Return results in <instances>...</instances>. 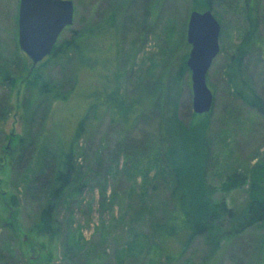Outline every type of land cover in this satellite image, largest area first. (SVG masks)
<instances>
[{"label":"rangeland","instance_id":"obj_1","mask_svg":"<svg viewBox=\"0 0 264 264\" xmlns=\"http://www.w3.org/2000/svg\"><path fill=\"white\" fill-rule=\"evenodd\" d=\"M71 1L72 23L56 44L61 53L30 70L32 62L17 41L19 0H0V62L9 73L6 80L0 79V264H67L61 239L35 230L37 210L30 197L23 196L24 189L14 187L13 166L21 137L37 139V160L54 158L67 149L85 116L75 157L90 182L72 212L67 206L56 211L61 228L71 229L73 241L82 238L85 246L96 244L111 264H264V223L220 237L217 247L195 238L171 261L157 246L159 226L172 207L166 169L161 167L158 174V166H165L160 150L171 142V131L177 133L184 166H201L198 149L209 148L213 198H224L236 212L246 203V187L221 189L225 172L264 160V116L227 91L223 74L226 56L221 47H231L238 27L244 25V0H217L213 5L221 30L219 53L206 74L214 97L211 116L192 111L186 66L188 16L192 7L203 11L204 0ZM257 5L258 35L242 75L264 101V0H255ZM115 7L119 11L114 12V42L93 37L92 31L107 26ZM79 36L84 41L83 60L64 47L65 41ZM115 71L122 100L133 104V121L126 124L112 120L106 110L95 115L89 108L92 100L105 99ZM41 80L56 83L61 99L38 95ZM142 138L151 142L148 153L126 157L118 150L123 142ZM175 242L164 241L172 256L177 253Z\"/></svg>","mask_w":264,"mask_h":264},{"label":"trees","instance_id":"obj_2","mask_svg":"<svg viewBox=\"0 0 264 264\" xmlns=\"http://www.w3.org/2000/svg\"><path fill=\"white\" fill-rule=\"evenodd\" d=\"M204 1L202 10H212L211 12L214 14L213 5L217 0ZM243 6L242 21L244 25L238 27V35L231 47L227 50L225 47H221V51H224L226 56L223 67L224 80L228 92H231L246 107L264 116L262 97L248 82L249 78L242 75L245 57L255 48L258 35V5L255 7V0H244ZM195 9L192 7L190 10ZM118 11V8L115 7L108 16L107 26L94 34L92 31L91 35L101 41L110 39L114 42L116 35L114 12ZM217 20L220 23L219 19ZM80 37L65 41L64 47H71L78 54L79 59L83 60L84 41ZM56 44L57 41L51 52L37 64L61 53ZM257 57L261 56L257 54ZM5 67L0 62V79L2 81L9 76ZM114 74L113 86L105 95V99L92 100L89 108L94 110L95 115L101 109L106 110L112 120L119 119L126 124L132 120L133 104H125L122 100L123 95L119 89L120 75L116 74V71ZM38 95L49 96L52 101L62 97H60L59 87L56 83L48 84L42 80L38 87ZM213 104L214 97L210 110L204 114L211 116ZM40 110L44 112L43 106ZM85 119L86 116L78 123L73 140L67 149H61L54 158L49 156V158L43 157L37 160V139L27 140L21 137L19 153L13 166V179L16 180L14 187H19L21 190L23 188V196H29L30 203L37 210L33 222L35 230L40 233L55 234L61 239L63 262H67V264H103L108 261L111 264L105 250L97 251V245L94 243L85 246L82 238L73 241L69 226L61 228L56 218V211L59 207L67 206L69 212H72V206L80 199L82 191L87 188V184L90 182L86 172L77 164L75 157L76 146ZM176 134L171 131V142L168 143V146L166 142L164 150H160V163L165 166H158V174L161 167L166 169L165 178L170 189L172 207L167 214V220L159 226L162 229L157 246L169 261L178 258L195 238H201L209 245L217 247L220 237L232 236L233 232L244 227L264 223V160L246 168L233 166L232 169L225 172L220 185L221 189L230 191L246 187V203L240 211L236 212L227 206L224 198H213L215 188L209 184L212 157L209 148L201 145V148L198 149L200 155L202 154L201 166L192 164L184 166L185 155L178 145ZM150 147L149 138H142L136 142L125 141L118 146V150L127 157L134 153H148ZM23 158L24 160H22ZM21 190L19 191L21 192ZM166 238H173L176 241V255L172 256L166 253L167 248L164 243Z\"/></svg>","mask_w":264,"mask_h":264},{"label":"water","instance_id":"obj_3","mask_svg":"<svg viewBox=\"0 0 264 264\" xmlns=\"http://www.w3.org/2000/svg\"><path fill=\"white\" fill-rule=\"evenodd\" d=\"M71 0H19L18 46L32 62L30 70L48 55L64 28L72 23ZM221 26L210 10H192L188 16L186 42L190 45L186 66L190 70L192 111L204 114L213 94L206 74L219 52Z\"/></svg>","mask_w":264,"mask_h":264},{"label":"flooded vegetation","instance_id":"obj_4","mask_svg":"<svg viewBox=\"0 0 264 264\" xmlns=\"http://www.w3.org/2000/svg\"><path fill=\"white\" fill-rule=\"evenodd\" d=\"M64 29H65V28H64ZM64 29H63V30H64ZM63 30H62V31H63ZM60 34H61V33H60ZM59 36H60V35H59ZM58 38H59V37H58ZM58 38H57V40H58ZM57 40H56V41H57ZM55 43H56V42H55ZM54 45H55V44H54ZM243 264H245V263L243 262Z\"/></svg>","mask_w":264,"mask_h":264}]
</instances>
